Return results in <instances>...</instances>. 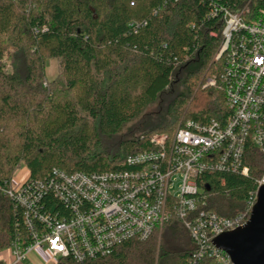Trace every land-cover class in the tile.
Here are the masks:
<instances>
[{
	"label": "trees",
	"instance_id": "trees-1",
	"mask_svg": "<svg viewBox=\"0 0 264 264\" xmlns=\"http://www.w3.org/2000/svg\"><path fill=\"white\" fill-rule=\"evenodd\" d=\"M248 1L254 10L264 6V0H0V252L27 235L21 209L2 186L21 165L32 180L54 169L116 170L126 156L150 149L154 135L171 137L181 119L219 117L222 92L202 87L219 71L213 57L223 23L211 13ZM46 59L59 62L72 97L57 98L45 86ZM136 121L137 135L118 139ZM245 161L247 177L203 174L208 210L223 218L245 211L264 173L251 147ZM193 249L173 217L148 240L123 243L107 257L58 264H186Z\"/></svg>",
	"mask_w": 264,
	"mask_h": 264
},
{
	"label": "built area",
	"instance_id": "built-area-1",
	"mask_svg": "<svg viewBox=\"0 0 264 264\" xmlns=\"http://www.w3.org/2000/svg\"><path fill=\"white\" fill-rule=\"evenodd\" d=\"M251 6L250 1L235 8L219 5L211 13L221 15L223 23L213 57L219 71L202 87L222 92L218 118L183 120L171 137L154 135L150 149L126 156L116 170L68 174L54 169L43 180L27 175L17 187L13 181L2 184L21 209L27 234L6 249L15 261L36 249L50 253L56 264L104 258L123 243L148 240L176 217L194 244L186 264H232L213 240L248 221L264 173L245 211L232 218L206 208L208 193L200 178L207 172L247 177V147L264 163V6Z\"/></svg>",
	"mask_w": 264,
	"mask_h": 264
},
{
	"label": "water",
	"instance_id": "water-1",
	"mask_svg": "<svg viewBox=\"0 0 264 264\" xmlns=\"http://www.w3.org/2000/svg\"><path fill=\"white\" fill-rule=\"evenodd\" d=\"M213 245L225 252L232 264H264V186L258 189L248 221L217 236Z\"/></svg>",
	"mask_w": 264,
	"mask_h": 264
},
{
	"label": "rangeland",
	"instance_id": "rangeland-1",
	"mask_svg": "<svg viewBox=\"0 0 264 264\" xmlns=\"http://www.w3.org/2000/svg\"><path fill=\"white\" fill-rule=\"evenodd\" d=\"M45 61V86H47L48 89H52L55 93V97L57 98L72 97L73 94L65 90L64 79L60 71L59 62L55 59H46ZM152 110V108L147 110V113L151 112ZM181 122H183V119H181L180 123ZM139 123V121H136L125 126L122 133L118 136V139H125L137 135L134 134V131L138 127ZM27 175L28 172L25 166L21 165L13 174L12 184L14 185V187H17V185L22 182V180H24Z\"/></svg>",
	"mask_w": 264,
	"mask_h": 264
},
{
	"label": "crops",
	"instance_id": "crops-1",
	"mask_svg": "<svg viewBox=\"0 0 264 264\" xmlns=\"http://www.w3.org/2000/svg\"><path fill=\"white\" fill-rule=\"evenodd\" d=\"M0 264H56L50 253L43 249H36L28 253L24 260L15 261L8 250L0 252Z\"/></svg>",
	"mask_w": 264,
	"mask_h": 264
}]
</instances>
